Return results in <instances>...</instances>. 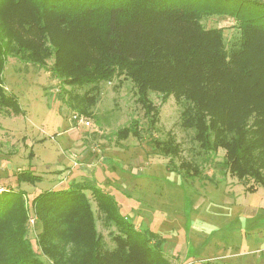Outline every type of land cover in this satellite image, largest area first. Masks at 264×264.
Listing matches in <instances>:
<instances>
[{"label":"trees","instance_id":"16d2710c","mask_svg":"<svg viewBox=\"0 0 264 264\" xmlns=\"http://www.w3.org/2000/svg\"><path fill=\"white\" fill-rule=\"evenodd\" d=\"M0 11V39L8 38L10 46L6 51L0 46V110L23 112L17 96L4 86L7 51L41 64L54 56L53 76L67 86L86 87L83 94L68 93L78 115L91 117L101 83L122 77L134 83L154 128L160 108L150 94L164 99L172 94L181 107L180 125L192 131L199 147L214 153L224 149V166L234 176L264 188V0H0ZM209 16L231 17L239 37L229 41L224 27L207 28L202 20ZM12 19L24 29L10 35L6 29ZM141 130L140 122L132 123L118 136L141 137ZM154 142L172 156V170L185 176L201 172L187 161L173 163L182 152L174 135ZM16 178L19 184L44 180L32 167ZM89 190L126 233L114 238L119 254L131 264L136 257L138 264H166L162 240L136 230L95 181L47 190L29 203L22 190L0 191V264H102L104 256L93 250L90 256L81 250L74 259L64 252L75 238L71 227L80 239L71 246L81 243L90 252L88 241L92 248L96 244L90 240L96 224ZM29 206L41 228L35 243L28 237Z\"/></svg>","mask_w":264,"mask_h":264},{"label":"rangeland","instance_id":"374dc122","mask_svg":"<svg viewBox=\"0 0 264 264\" xmlns=\"http://www.w3.org/2000/svg\"><path fill=\"white\" fill-rule=\"evenodd\" d=\"M202 23L207 28L224 27L229 41L239 37L231 17L209 16ZM10 28L6 29L10 35L24 29L14 19ZM8 43V38L0 39L5 51ZM54 62V56L44 64L12 56L11 49L5 55L4 86L17 96L23 112L0 110V191L22 190L29 203L41 192L95 181L102 192L113 196L118 213L136 230L153 232L162 240L166 264H264V188L252 179L234 176L224 166V149L214 153L199 147L192 131L180 125L181 107L174 95L164 99L163 94H150L160 108L159 121L151 128L134 83L114 78L101 83L93 115H78L68 93L83 94L86 87L67 86L53 76ZM136 122H140L141 137L118 136L121 128ZM168 133L182 145L173 163L190 162L198 166L199 174L191 171L193 176H185L172 170L173 164L169 167L172 156L162 153L154 142L166 139ZM31 167L44 180L17 183L16 174ZM87 193L96 224L90 240L98 247L92 248L89 241L90 252L81 243L71 246L79 238L71 227L75 238H70L65 254L74 259L81 250L89 256L93 250L104 256L102 264H131L117 252L116 234L126 235L122 225L110 210L100 208L93 192ZM27 212L28 237L35 243L41 232L39 219L33 207ZM135 263L138 257L132 260Z\"/></svg>","mask_w":264,"mask_h":264},{"label":"built area","instance_id":"2783aa9c","mask_svg":"<svg viewBox=\"0 0 264 264\" xmlns=\"http://www.w3.org/2000/svg\"><path fill=\"white\" fill-rule=\"evenodd\" d=\"M81 122H84V120H82ZM87 124H89V122H87Z\"/></svg>","mask_w":264,"mask_h":264}]
</instances>
